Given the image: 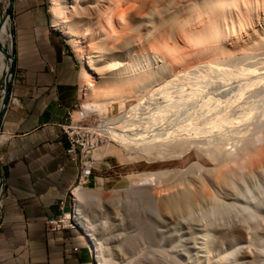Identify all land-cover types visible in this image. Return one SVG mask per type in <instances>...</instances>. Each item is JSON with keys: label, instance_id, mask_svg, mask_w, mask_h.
I'll list each match as a JSON object with an SVG mask.
<instances>
[{"label": "bare ground", "instance_id": "1", "mask_svg": "<svg viewBox=\"0 0 264 264\" xmlns=\"http://www.w3.org/2000/svg\"><path fill=\"white\" fill-rule=\"evenodd\" d=\"M48 1L53 27L67 39L68 43L72 46L81 61V72L79 74V99L81 104H79V106H82V114H100L101 116V114L107 111V108L115 100L126 99L133 95H141V97L138 99V103L133 105L126 112V114L122 115L121 117L109 118L108 116H101V118H104L99 124L100 127L103 128V131L107 135L109 141H107L106 145L102 146L99 151L93 153V157L97 162L102 161L101 157L103 155L108 153L112 154L114 151H117V149L114 147V143H117L120 146V148L123 150V153L139 155L145 158L148 163H154L156 160L165 161L168 159V156L171 158V153H175V156L177 155L178 157H183L185 154H187V152L190 151L191 148H196L197 150L206 153L207 157L210 156V158H214V160L217 159L216 162L219 160V167H221V164L224 166L223 163L229 165L226 166V168L224 167L225 169L221 167L222 170H220L218 176L216 177L222 181L223 185H231L229 182L232 183V181L229 176L230 173H232V170H236V167L240 170H244V167L253 164V168L255 166L257 168V165L259 166L258 168H260L261 162L264 165V144L262 145V142L258 143L257 140H254V143L262 145L261 148L263 151H257V155L253 156L250 153V148L252 147V144L254 145V143L252 139H249L252 143H249L244 147V157L246 158L242 162L240 158H237V153L232 151L234 149L228 150L226 148L228 143L225 146L223 145V143L225 144L224 141L220 142L222 139L219 138L220 140L217 139L218 141H216L214 138L216 141L215 144L213 143V139H211V144L210 141L208 143L206 142L207 140H204L205 136L208 135L207 133H217L222 131L221 129L224 127H230L228 131L227 129L223 130L227 131L228 135H231L228 132L231 130L233 125L235 126L236 124L240 125L239 123H244L243 121L247 120L250 114H253L252 108H255L253 107L254 105L250 107L248 104L249 108L251 109L250 111H245L247 108L243 110L245 104H243L244 106L242 105L243 102L241 99L243 96V91H245L244 89L246 87L245 84V88L242 87V85L240 86V84L243 82V80L246 81L247 87H257L259 84H264V67H260L258 62H250L251 64L244 63L245 65L239 67L237 66L238 64L233 65L234 60H231L233 61V64H230V60L229 62L225 61L226 59L224 60L220 58H224L226 56L230 57L235 52L229 48L227 44L228 38L239 36V33L246 31L247 27L248 30L249 27L256 29L254 26L256 25V20L258 21L262 18V16L264 17V0H174L177 1L175 2L176 6L175 4L172 5L174 3H171L173 0H134L137 8L132 15H128L127 11H124V9L120 10V0H105L107 5H104V7L101 9L98 8L97 11L91 10V8L88 6V4H92V2H94L93 0H90L91 2L89 0L87 2L84 0L83 2H81V0ZM179 1L182 2V7H177L179 5ZM170 3L174 7V11L173 7L171 8L169 6ZM164 6H167L169 9L166 7L164 10ZM170 9L172 13L169 12ZM94 15H96V17ZM92 16L95 18H90ZM173 18L174 21H176V19H180L181 22L179 20L176 22V24L180 23V25H178L180 27L177 28L185 32L186 39L190 42L189 43L187 41V44H192L190 47H196V50L194 49V52H196L195 56L193 57L194 60L193 58L191 60H197L199 55H205V58L206 56L207 58L210 56L212 57L210 60H207L204 63H199L198 66H193L195 67L194 69L188 65L186 66L189 68H183V66L187 64V58L190 59L194 53L188 52L189 49L187 53H185V46L182 48L185 51L184 53L181 52L183 50H178V42L174 44L176 48L171 45V35L174 34L173 36L175 37V34L178 33L176 31H174V33L172 32L171 35L169 33L170 27L175 30V28H173L174 24H171L175 23L172 20ZM93 20H97V23H94ZM169 20L172 21L171 23L169 22L170 27L167 24ZM10 26V19L6 18L0 27V43L3 46L8 45V49H11L12 45L14 44V35L11 29L12 26ZM256 31H258V29H256ZM168 35L170 36L169 39ZM258 35V39H252V41L245 45V48L247 47L246 51H259L264 48V29L261 32H258ZM89 36L91 38L90 43H94L93 45L86 44V40ZM169 40L171 41L170 43H168ZM175 40H177V38H175ZM175 40L173 38V43H175ZM118 41L120 44L118 47H116V43ZM178 44L179 48L180 46L183 47V45L180 43ZM113 49H115L116 52L121 53V55H116L114 51H111ZM192 49L193 48L190 50L193 51ZM138 50H140L139 53H137ZM242 51L245 50L242 49ZM189 53H192V56ZM196 54L199 55L196 56ZM201 57L203 56H200V58ZM248 57L250 58V56H247L246 58ZM191 60H189V62ZM9 66L8 59L6 58L5 54L1 52L0 69L3 74L7 72ZM232 67H235V69L233 68L232 70ZM95 75L100 76L99 80L95 78ZM212 77L221 79L225 82L227 81L228 83L232 79L235 80V78L239 81L242 80V82H240L239 85L237 84L240 87L236 85L238 89H235V86L233 89H231V87L230 91L228 89L226 90L227 92L218 94L212 87L211 89L215 93L212 91L208 92L210 88L206 91V89H208L207 87L210 86V79ZM215 80L217 81V79ZM232 81L230 83H232ZM251 89L252 88H250V90ZM4 91L5 87L3 86L0 88L1 98L4 94ZM155 93L157 96L159 94L158 97H164V101L166 99L167 104L157 105L158 102L156 101L155 106L152 105L154 101H152V103L150 101V105L147 104V100H150L153 96H156ZM190 100L196 101L191 102L193 104V108L195 106L194 103L198 104L196 106H198L199 110L197 112L199 114L196 111L195 113L198 114L197 116H199V118H192L194 114L192 115L191 113L190 114L192 116L187 115L185 118L184 116H186V110V112L183 114L184 116L181 114V116H179V120L181 121L176 124L175 121L177 122V119H175V121H172L175 124H172L170 121L171 118L173 116H178L179 113H182L184 109L189 106V104H186V102ZM123 106L125 105L123 104L120 106V109L124 108ZM1 107L2 105L0 100V110ZM235 108L242 110H240L241 112L238 113L239 117L237 114H235V116L233 114ZM189 109L190 110L188 111H192L191 108ZM181 110L182 112H180ZM255 111L256 109L254 112ZM75 113H77L75 119H80L81 112L76 111ZM182 116L184 119H180ZM194 116L196 117V115ZM163 124H166L167 126L170 125V128H167L166 125V129L163 128L164 126L162 127L164 130H158L156 128L158 125L160 126ZM237 127L239 128V126ZM238 128L237 132L234 134H239ZM234 129H232L233 132L236 131V127ZM202 135H205L204 138L199 139L203 140V142L198 139V137ZM222 135L223 132L220 135L221 138ZM231 136L233 137V135ZM194 137L199 141H197ZM208 137H211V135ZM224 137L226 138V136ZM2 140H4V136L0 135V141ZM228 141L230 142V139ZM234 148L237 147L235 146ZM169 149L170 151L172 149L176 150L175 152H170ZM236 150L238 151V149ZM118 155L121 156L124 154L118 152ZM175 156L173 155L172 158ZM198 162L199 161L193 163L191 167L187 169H190L187 171L188 173L191 171L190 175H194V170H198V172L204 170V172L207 171V174L214 170L213 169L211 171L210 169L209 171L204 169V166L200 165ZM231 163L235 167H232L233 165L231 166ZM230 166L233 169L229 168ZM216 168L219 170L217 166ZM169 173L170 170L162 169L151 171L150 174L155 180V184L153 185L156 186L161 180L165 181L163 178L167 177ZM171 173L173 172L171 171ZM211 174L213 175V172ZM197 181L198 182L196 183V186L198 189L205 188L204 180L199 181L198 179ZM191 182L189 184L195 187L193 185L195 181L192 183ZM173 183L176 187V181ZM182 183L179 182L180 185ZM130 184L132 185V188H137H135V192H132L131 190L130 192L133 194L144 193L148 196L146 199L154 201L156 196L154 197L151 195L149 191V189L152 188L147 189L146 187L155 186L134 185L132 182ZM164 186L162 187L164 188ZM168 186L171 188V190L173 189V184L172 186L170 184H166V191L170 190ZM141 187L146 188L145 191L141 190ZM195 190L197 191L196 188ZM162 191L163 190H161L160 194ZM187 192L183 194L180 192V196H174L172 193L170 195L169 193L167 197H162L161 194V199H159V209L162 210L161 213L164 211L163 214L167 212L166 215L168 213L173 215L175 210L177 211L180 208L183 209L186 207L183 209L184 212V210L186 211L187 207H191L190 204L192 203V196L196 195L198 198L200 194L197 195V192L199 191H197L194 195L192 194L193 191L190 193ZM201 192L203 195L204 190H201ZM164 193H166L165 190ZM196 196L194 199H196ZM135 197L137 198L138 196ZM208 198L211 197L209 196ZM107 200L109 199L107 198ZM105 201L103 200V191L98 188H86L85 181H83V179H78L77 184L72 188L68 198V220L73 225V229L79 228L85 234L89 250L92 253L94 264H112L109 261L107 254L103 252L106 249L103 250L102 233L98 231V224L95 223L97 218V215H95L96 209L97 211L101 212L106 206V202H108ZM240 231L241 230L239 229V232ZM239 232L237 231L236 233ZM234 235L236 236L237 234ZM139 236H141V234ZM234 241H236V239ZM125 242L129 241L127 240ZM262 253H264V249ZM143 257L145 256L143 255ZM150 260L151 263L149 262V264H153L154 259Z\"/></svg>", "mask_w": 264, "mask_h": 264}, {"label": "rangeland", "instance_id": "2", "mask_svg": "<svg viewBox=\"0 0 264 264\" xmlns=\"http://www.w3.org/2000/svg\"><path fill=\"white\" fill-rule=\"evenodd\" d=\"M84 1L87 2L88 0H84ZM93 1L94 2H92V4H88V6L93 11H97L98 8L101 9L104 7V5H107V2L105 0H93ZM95 1H97V2H95ZM180 1H179V5H180V3H181V5L180 6L178 5L177 7H182L183 4ZM81 2H83V0H81ZM175 2H177V1L173 0L171 2V3H173L172 5H174ZM171 3L169 4V6L172 8L173 6L171 5ZM134 5H135L134 0H122V1L120 0V2H119V8H121L120 10L124 9V11H127L128 15H130V14L132 15L134 13V11H136L137 7H136V5L135 6ZM85 6H87V5H85ZM175 6H176V4H175ZM166 7L164 6V10ZM168 9H167V12H168ZM173 11H174V7H173ZM169 12L172 13L171 9ZM184 13H185V11H184ZM94 16L96 17V15H94ZM94 16H92L90 18L94 19L95 18ZM172 20L175 23H171L172 21L169 20L167 24H168V26L170 23L172 25L174 24L173 28H175V30L169 26L170 27L169 33L171 35L172 32L174 33V31H176L179 33V35H178V33H176L175 37H174L173 36L174 34H172L171 35L172 39H170L172 42L169 40L168 43L171 42V45L174 46V44H176V42H178L181 45H183V47L180 46V48H179L178 47L179 44L177 43L178 50L179 49L183 50L182 48H184V46H185L184 49L186 52L184 50L181 52L187 53V51L189 49L188 52L194 53L193 56H192V53H189L192 57L190 56L191 57V58L189 57L190 59L187 58V62H186L187 64L184 63L185 66H183V68L187 69L188 66H190V67L198 66L199 63H204L205 61L210 60L212 57L208 56V58H207V56H206V58H205L204 57L205 55H199V54H196V56L199 55L198 56L199 58H200V56H203L204 58L201 57L199 59L197 57L198 59L195 58L197 60H195V61L191 60L195 56L196 52H194V51L196 50L195 49L196 47L195 48H194V46L190 47V45H192V44L189 45L190 42H189V40L186 39L185 32L183 30L181 31L177 28V27H180V26H178V25H180V23L176 24V22H178V20L180 21V19H178V20L176 19V21H174V18H173ZM93 22L97 23V20H93ZM254 26L256 29H258V31H256V29H252V27H249V30H248V27H247L246 31L240 32L239 33L240 35L238 34L239 36H237V37L235 36L233 38H228L229 40L227 39V42H228L227 44H228L229 48L232 49V51H235L234 52L235 54L233 53V55L230 56L231 58L226 56L224 58L221 57L220 59H224V60L226 59L225 61L234 60V62L229 61L230 64H233V63H234L233 65L238 64L237 66H239V67L242 65H245V64H251L250 62H252V63L258 62V65L260 67H264V48L259 50V51L258 50L257 51H246L247 47L245 48V45H247L248 42L252 41V39L253 40L258 39V36H259L258 32H261L264 29V17L262 16L261 19H259L258 21L256 20V25H254ZM171 29H172V31H171ZM129 35H131V34H129ZM180 35L182 36V38ZM183 35H185V36H183ZM169 37L170 36L168 35V39H169ZM173 38H174V40H175V38H177V40H175V43H173L174 42ZM182 40L184 43L182 42ZM236 40H238V41H236ZM86 41H87L86 44H91L90 43L91 42L90 36L87 38ZM187 41L189 42L188 44H187ZM93 44H91V45H93ZM119 44L120 43L118 41L116 43V47H118ZM111 45H110V47L112 48ZM186 46H187V48H186ZM4 47L7 50H10V49H8L9 48L8 45H6ZM174 47L176 48V46H174ZM71 48H72V46H71ZM191 48H193L192 49L193 51L190 50ZM241 48L245 51H242ZM73 51H74V49H73ZM111 51H114L116 55H121V53L116 52L115 49H113ZM139 52H140V50L137 51V53H139ZM254 53H256V54H254ZM75 54H76V52H75ZM243 56H245V57H243ZM247 56H250V58L249 57H248L249 59L246 58ZM77 58H78V56H77ZM189 60H191L190 61L191 63L189 62ZM193 60H194V58H193ZM78 61H79V70H80L79 74H80V72H81V61L79 58H78ZM186 65H188V66H186ZM194 68L195 67H193L192 69H194ZM233 68L235 69V67H232V70H233ZM181 69H182V67H181ZM192 69H189V70H192ZM99 77H100L99 75H95V78L97 80H99ZM215 79H217V81ZM235 80L237 83L235 82ZM235 80H233L232 83H230L231 81H229V83H228L227 81L225 82L221 79L212 77L210 79V84H209L210 86L207 87L208 89H206V91L209 90V88H210V90L208 92H210V91L214 92L215 91L218 94L219 93L223 94L224 92H227L226 90L229 89V91H230L237 84L239 85L240 82H242V80L239 81L236 78H235ZM211 81L212 82L214 81V82L212 83ZM244 81L245 80H243V82L240 84V86L242 85V87H244V84H245L246 88L244 87L245 88L244 90L246 92L243 91V96L241 99L243 103L241 101L240 102L242 103V105L245 104V107L243 109V110H245L247 108L245 111H250L251 109L249 108V105H250V107L254 105L253 107H255V108H252L253 114H250L248 117V119H250V118L251 119L250 120L247 119V120L243 121L244 123H242V124L239 123L242 127L238 124H236V125L239 126V128L236 125L235 126L233 125L234 127L232 126L233 128L231 127V130L228 132L229 134L233 135V137L231 135L227 134V131L229 130L230 127L229 128L228 127L223 128L224 130L227 129V131H224L223 129H221L222 131H219L217 133L216 132L210 133V134L207 133L208 135H206V134H205L206 136L204 135L205 136L204 140H207L206 142H208V143L210 141V144L212 143L211 139H213V143L215 144L216 141H218L217 139H219V138L222 139L220 142H222V141L225 142V144L223 143V145L226 146V144L228 143V146L226 148L228 150L234 149L232 151H234V153L235 152L237 153L236 154L237 158H240L242 162L246 158V157H244L245 156L244 147L247 144L252 143V142H250L251 140H249V139H252L253 143H254V140H257L258 143L262 142L261 144L262 145L264 144V84L263 83L259 84L257 87H255V86L247 87L246 81L245 82ZM225 83H227V84H225ZM211 85H213V86H211ZM240 86H238V87H240ZM211 87L214 89V91L211 89ZM236 87H235V89H238V87L237 88ZM250 88H252V89L250 90ZM155 95L157 96L156 93H155ZM156 96H153L152 99L147 100V102H148L147 104L150 105L152 103V101H154V103H152L153 106L156 105L155 101L158 102L157 105L167 104L166 99L164 101V97H162L163 99L161 97H158L159 94L157 97ZM140 97H141V95H133V96L128 97L126 99L115 100L107 108V111H105L106 113L105 112L102 113L101 116H105V117L108 116L109 118L121 117L122 115L126 114V112L133 105L138 103V99ZM155 98H156V100H155ZM132 99H134V100H132ZM0 100H1V97H0ZM150 101H151V103H150ZM161 101H162V103H161ZM189 102L191 103V102H196V101L190 100V101L186 102V104L187 103L189 104L188 107L191 108V110H192L193 104L191 103V105H190ZM79 104H81V102H79ZM123 104L125 106H123L124 108H121L122 109L121 110L120 106H122ZM194 105L196 106L198 104L194 103ZM195 106H194L192 111H188L190 109L186 105L187 108H185L183 112L181 110L180 112H182V113H179L178 116H175L176 118L173 116L172 118L174 120L171 118L170 121L172 122V121H175V119H177V122L175 121V123L176 124L179 123L181 121V120H179V116L183 115L184 112H186V110H187V112L185 113L186 116L183 115L185 118L187 117V115L192 116L194 114V115H196V117L193 115L192 118L198 119L199 116H197V115L199 113L197 111L199 109H198V106H196V107ZM255 109H256V111L254 112ZM75 110H79V109H75ZM238 110H239V112H238ZM240 110L241 109L235 108L234 113H233L234 116H235V114L238 115V113H240L242 111V110L241 111ZM195 111L198 114H196ZM192 112H194V113H192ZM187 113H189V114H187ZM76 114L77 113H75V118H76ZM101 116H100V114H94V115L91 114L90 117H88V122L91 124L96 123V122L98 123V122L102 121V119L104 118V117L101 118ZM183 116L180 117V119H182ZM238 117H239V115H238ZM175 123L172 122V124H175ZM245 123H247V124H245ZM165 125L164 124L160 125L161 127L158 125L159 128L158 127H156V128L158 130L159 129L164 130V129H166V126H167V125L166 126ZM168 126H167V128H170V125H168ZM235 127H236V131L233 132L232 129H234ZM237 128H238L239 134L238 133L234 134L237 132ZM222 132H223V135L221 138L220 135L222 134ZM225 134H227V135H225ZM210 135H211V137H208ZM204 136L202 135V136L198 137V139L199 138L202 139V138H204ZM214 136H216V137H214ZM224 136H226V138ZM229 136H230V138H229ZM214 138L216 139V141ZM195 139L197 141L200 140L203 142V140H201V139H199V140L197 138H195ZM223 139H225V140H223ZM229 139H230V142L228 141ZM107 141H109V139ZM111 142L114 143L113 141H111ZM114 144H115L114 147L117 149V151L121 154H124V155L120 156V155H116V154H109L104 158V160H102L101 162H97L96 169L94 171V176L96 177L95 183L94 184L89 183L88 185L85 186L86 188L101 189L103 191V200L108 201V202L105 201L106 206L102 209L101 212L97 211V209H96L97 213L95 212V215H97V218L95 220V223L98 224V231L102 233L103 250L106 249L103 252L105 254H107V256L109 257V261L112 264H149V262L151 263L150 259H154L153 264H264V255H263L264 253H262L263 249H264V165L262 162L261 163L259 162L261 164V165L260 164L259 165L262 168L261 167L258 168L259 166L257 164H256L257 168H256V166L253 168V165H254L253 164V165H250L252 167H250V166L244 167V170H240L239 168L236 167V170L234 169V171L232 170V173H230L231 177L229 176V178L232 181V183L229 182L231 185H229V184L223 185L222 181L216 177L218 176V174H219L220 170H222V168H224V167L226 168V166H229V165L223 163L224 166H222V164H221L222 168L219 167L220 166L219 160H218L219 161V163H218V161L216 162L217 159L214 160V158H210V156H208L209 157L208 158L206 153L201 152V151L197 150L196 148H191L190 151L187 152V154H185L183 157H178L177 155L175 156V153H173V154L171 153L170 154L171 158L168 156V159H166L165 161H157L156 160V162H154V163H148L145 158H143L139 155L123 153V150L120 148V146L117 143H114ZM114 144H111V145H114ZM261 144L254 143V145L253 144L251 145L252 146L250 148L251 155L256 156L257 151L258 152H260V150L263 151L261 148L262 147ZM105 145H106V143L103 146H105ZM234 145L237 148H234L235 147ZM258 147H259V150H258ZM236 149H238V151ZM175 150L176 149H172L171 151L175 152ZM169 151H170V149H169ZM173 155L175 157L172 158ZM197 161H199L198 163L200 165L204 166V169H207L209 171H210V169H211V171L214 169L212 171L213 175L211 174L212 172L207 174V171L204 172V170H201V172L200 171L198 172V170H194L195 171L194 175H190L191 171H190V173H188L187 171H189L190 169L189 170H187V169L190 168L191 165ZM232 165L233 164L231 163V166ZM216 166L219 168V170L216 168ZM231 166L229 168L235 167L234 165L232 167ZM160 169L170 170V173L167 175V177L163 178V180H165V181L168 180V181L165 182V181L161 180L160 183L155 186V185H153V184H155V180L153 179L150 172L160 170ZM171 171L173 173H171ZM192 173H193V171H192ZM191 176H193L194 179ZM97 178H98V182H97ZM100 179H102L103 181L100 182ZM198 179H199V181L204 180L205 188H203V189L197 188L196 183L198 182L197 181ZM230 179H229V181H230ZM227 180H228V178H227ZM175 181H176V187L174 186V183H173ZM191 181L192 182L195 181L193 184L195 187H193L192 185L189 184ZM131 182L134 185H153V186H155V187H152V186L146 187L147 189L152 188V189H149V191H150L151 195H153L154 197L156 196L155 199L153 198L154 201H151L150 199H146V198H148V196L145 195L144 193L133 194L132 192L133 191L135 192L136 187L132 188L131 187L132 185L130 184ZM168 182H170V183H168ZM179 182H181V183L183 182V183L180 185ZM171 183L173 184V186ZM164 184H165V186H164ZM166 184L167 185L170 184L173 189L171 190V188L168 186L170 188V190L166 191V189H167ZM159 186L160 187L164 186V188L163 187L160 188ZM187 187H188V189H187ZM146 188L141 187L140 189L145 191ZM195 188L199 192H201V190H204V192H203L204 194L202 195V192L201 193L197 192L195 190ZM130 190L132 192H130ZM161 190H163L161 193L162 195L160 194ZM164 190L166 193H164ZM185 190H187L189 192H187ZM71 191H70V193H71ZM191 191H193V193H192L193 195L196 194V192H197V195L200 194L198 196V198L196 195L192 196L191 199H192L193 204L192 203L190 204L191 207L193 206L192 208L187 207L186 211L184 210V212H183V209H185L186 207L183 209L180 208L182 210L178 209L177 211L175 210L174 213L171 212V213H173V215L169 214V213L166 215L167 212L165 214H163L164 211H163V213H161L162 210L159 209V206H160L159 205V201H160L159 199H161L160 198L161 196L167 197V195H169L170 192L174 196H176V195L180 196V192H182V194H183L186 192L190 193ZM174 192H175V194H174ZM70 193H69V195H70ZM171 193H170V195H171ZM178 193H179V195H178ZM208 193H209V195H208ZM135 196H138V197L136 198ZM195 196H196V199H194ZM209 196L211 198H208ZM143 197H145V198H143ZM68 198H69V196H68ZM107 198L109 200H107ZM190 202H191V200H190ZM243 222H244V224H243ZM241 227L243 228V230ZM239 229L241 230L240 232H239ZM237 231L241 234L236 233ZM246 231H247V233H246ZM140 234L142 237L139 236ZM234 234H237L238 236L241 235V236L238 237L236 235L237 236L236 237ZM243 234H244V236H243ZM233 237L236 239V241H234L235 239ZM241 239H243V240H241ZM127 240L129 242H125ZM248 253L251 255H249ZM259 253H261V254H259ZM143 255L145 257H143ZM152 262H153V260H152Z\"/></svg>", "mask_w": 264, "mask_h": 264}, {"label": "crops", "instance_id": "3", "mask_svg": "<svg viewBox=\"0 0 264 264\" xmlns=\"http://www.w3.org/2000/svg\"><path fill=\"white\" fill-rule=\"evenodd\" d=\"M10 22L16 70L0 131V172L8 191L0 264H94L80 229L46 228L78 181L63 131L67 112L80 102L77 55L53 27L48 0H14Z\"/></svg>", "mask_w": 264, "mask_h": 264}, {"label": "built area", "instance_id": "4", "mask_svg": "<svg viewBox=\"0 0 264 264\" xmlns=\"http://www.w3.org/2000/svg\"><path fill=\"white\" fill-rule=\"evenodd\" d=\"M8 5V4H7ZM7 5L0 0V21L3 17ZM3 10V11H2ZM1 53V51H0ZM5 74L0 69V88L5 85ZM79 110H70L67 112L66 122L63 124V131L68 140L69 147L66 151L70 160L74 162L78 169V179L85 181L88 185L90 179L94 176L97 161L93 153L98 151L108 140L107 135L100 127V122L89 123L90 115L82 114V106L77 107ZM81 112L80 119H75V112ZM2 173L0 172V176ZM4 182L1 180L0 185V216L5 205L7 194ZM48 231H65L73 229V225L68 220V201L67 197L59 204V213L46 221ZM77 250V249H76Z\"/></svg>", "mask_w": 264, "mask_h": 264}, {"label": "water", "instance_id": "5", "mask_svg": "<svg viewBox=\"0 0 264 264\" xmlns=\"http://www.w3.org/2000/svg\"><path fill=\"white\" fill-rule=\"evenodd\" d=\"M13 4H14V0H8L6 11L0 21V27L6 18L11 20L12 13H13ZM0 51L5 54L6 58L8 59L9 65H10L5 75V85H4L5 91L1 98V105H2L1 110H0V131H1L2 121L7 112V109L9 107L10 100H11V84L15 76L16 67H15L14 44L12 45V48L10 50H7L0 43ZM0 178L3 181V175H1Z\"/></svg>", "mask_w": 264, "mask_h": 264}]
</instances>
